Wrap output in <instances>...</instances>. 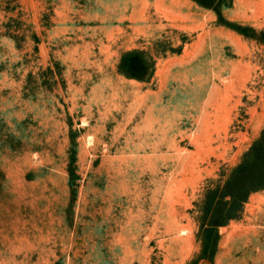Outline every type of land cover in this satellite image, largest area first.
<instances>
[{
  "label": "rangeland",
  "instance_id": "rangeland-1",
  "mask_svg": "<svg viewBox=\"0 0 264 264\" xmlns=\"http://www.w3.org/2000/svg\"><path fill=\"white\" fill-rule=\"evenodd\" d=\"M0 264H264V0H0Z\"/></svg>",
  "mask_w": 264,
  "mask_h": 264
}]
</instances>
